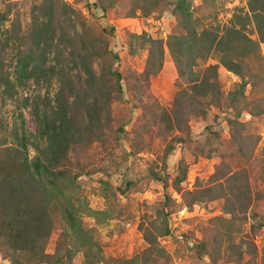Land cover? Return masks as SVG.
<instances>
[{
    "label": "rangeland",
    "instance_id": "1",
    "mask_svg": "<svg viewBox=\"0 0 264 264\" xmlns=\"http://www.w3.org/2000/svg\"><path fill=\"white\" fill-rule=\"evenodd\" d=\"M39 1L0 0V11L24 32ZM187 3L202 25L226 24L235 8L248 9L247 0ZM55 11L61 60L75 86L66 91L75 133L62 184L82 232L72 231L55 193L45 251L69 252L58 264H264V41L256 27L250 23L248 32L259 55L247 59L242 95L228 105L241 79L218 64L216 106L190 98V84L178 74L166 45L181 30L171 0H57ZM13 52L0 53L11 79ZM84 52L97 77L108 66L121 74L118 84L102 86L110 97L101 98L97 115L89 110L93 121L82 100L92 102L96 93L79 87ZM58 86L55 78L29 80L11 97L0 93V139L16 129L32 159L31 110L54 104ZM0 264L12 263L0 253Z\"/></svg>",
    "mask_w": 264,
    "mask_h": 264
},
{
    "label": "trees",
    "instance_id": "2",
    "mask_svg": "<svg viewBox=\"0 0 264 264\" xmlns=\"http://www.w3.org/2000/svg\"><path fill=\"white\" fill-rule=\"evenodd\" d=\"M56 2L40 0L33 4L24 32L16 17L9 18L7 13L0 11V53L8 47L14 50L13 79L0 57V93H8L11 97L16 85L23 87L29 80L39 84L55 78L59 85L54 104L41 110L35 104L31 110L37 126L36 155L32 159L28 158L24 140L17 138L16 129L0 139V253L12 264H58L64 262L65 256L70 258L69 252L62 253L60 248L53 253L45 251L53 228L50 205L55 193L61 196L62 201L56 202L72 231L82 232L62 184L69 176L64 162L75 133L66 91L73 93L75 86L68 79V70L61 60L63 50L57 40ZM171 3L181 30L171 34L166 45L179 76L186 77L190 84L193 94L189 97L203 98L209 105L220 104L222 93L217 73L220 64L241 79L237 88L229 93L228 105H233L242 95L250 53L259 55L258 42L248 32L250 23L264 41V0H247L248 9L235 8L228 23L207 25H202L192 15L187 0H171ZM84 55L85 52L80 54L79 66L85 78L79 87L96 94L92 93V102H87L85 96L82 104L88 113L91 110L97 115L101 98L110 97L108 90L101 92L102 86L106 85V80L118 84L121 74L114 66H108L97 77ZM111 55L117 62V53ZM208 58L216 59L217 63L201 66L197 62ZM95 117L89 113V120ZM8 136H15L16 143L7 142ZM182 175L185 176V169ZM199 246L204 247L205 243L200 242Z\"/></svg>",
    "mask_w": 264,
    "mask_h": 264
}]
</instances>
